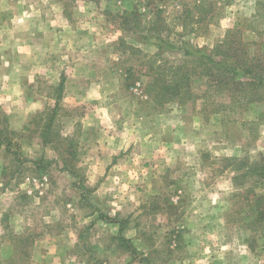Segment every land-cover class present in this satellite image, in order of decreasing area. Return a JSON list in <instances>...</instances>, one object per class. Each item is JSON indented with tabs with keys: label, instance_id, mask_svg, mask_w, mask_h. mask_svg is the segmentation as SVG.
I'll return each mask as SVG.
<instances>
[{
	"label": "rangeland",
	"instance_id": "obj_1",
	"mask_svg": "<svg viewBox=\"0 0 264 264\" xmlns=\"http://www.w3.org/2000/svg\"><path fill=\"white\" fill-rule=\"evenodd\" d=\"M49 1L22 0L16 9L23 5L34 10L55 2L59 11V5L64 4L72 12L74 20L70 22L86 31L76 42L90 44L87 49L97 64L93 69L108 72L106 62L99 61L109 58L108 64L114 63L110 73L113 71L118 81V110L130 107L131 112L149 117L171 113L164 125L159 120L137 123L142 131L148 129L168 140L167 146L160 148V164L165 168L152 173L149 161L127 157L131 167L125 168L126 175L113 176L109 189L101 194L106 204H115L133 201L132 196L128 198L131 190L142 193L137 197L145 204L137 216L143 233L137 244V264H264V220L255 221L254 202L255 195L264 193V179L247 170L264 164V86L258 93L236 92V103L227 89L210 87L205 77L195 74L191 75L193 97L183 103L161 100L159 104L154 94L145 90L153 79L148 75L149 59L168 66L183 59L184 49L198 54L213 51L227 33L249 57L264 61V0ZM9 6L0 0V23L9 20ZM2 25L0 66L5 56L16 54L19 58L21 53L19 34ZM27 36L34 58L39 53L34 48L35 35ZM8 40L16 41L17 46H8ZM193 64L187 63V68ZM251 95L263 98L248 102ZM2 106L0 128L5 129L0 139V213L7 210L18 222L21 206H28L29 214L43 203L63 205L77 199L80 191L92 188L85 181L79 158L81 133L64 129L73 128V118L78 115H62L53 122L59 133L57 141L67 136L76 143V157L70 158L65 150L60 154L51 145H35L47 123L45 114L31 112L25 127H20L19 114L13 115ZM62 159H67L68 168L76 174L66 176L72 172L65 170ZM52 187L59 189L54 197ZM43 209L33 212L27 221L29 228L22 238L28 236V241L7 227L10 231L0 244V264L29 262L24 254L31 247L29 235L37 231L33 220L43 215L44 221H50L57 216L56 212L45 215L47 208ZM12 229L17 227L13 224Z\"/></svg>",
	"mask_w": 264,
	"mask_h": 264
},
{
	"label": "crops",
	"instance_id": "obj_2",
	"mask_svg": "<svg viewBox=\"0 0 264 264\" xmlns=\"http://www.w3.org/2000/svg\"><path fill=\"white\" fill-rule=\"evenodd\" d=\"M21 1L5 0L11 8L7 11L9 20L0 23L7 30L11 28L12 32L19 34L21 44L19 58L12 54L11 58L5 56L2 60L0 104L9 113L19 114L22 118L20 127H25L31 112L44 113L56 109V117L78 115V118H73V128L64 129L81 133L79 144L83 148L79 158L84 164L85 181L92 188L88 189L89 192L80 191L77 199L72 198L63 205L53 200L47 206L43 203L42 207L31 209L29 214L28 206H21L18 222L10 218L11 213L7 210L0 213V244L5 241V232L10 231L8 226L13 234L28 241V236L22 238L29 228L27 221L34 216L33 212L46 207L45 215L56 212L57 216L50 221H44L43 215L32 219L37 231L29 235L31 247L23 253L29 257L26 264H137L140 260L137 244L143 235L137 216L145 207L137 197L142 193L131 190L128 198L132 196L133 201L125 199L115 204H106L105 195L101 194L107 192L112 178L126 175L125 168L131 167L127 157L133 156L134 160L142 163L149 161L152 173L165 168L160 164V148L167 146L168 140L164 141V135L158 137L148 129L142 131L137 123L159 120L164 125L168 123L167 118H171V113L149 117L131 112L130 107L127 111L118 110L115 105L119 94L118 81L116 74L110 73V66L114 63L108 64L110 61L106 58L99 62H106L104 69L108 72L99 73L93 69L97 64L87 49L90 44L76 42L77 36L84 35L86 31L71 23L74 20L72 12L67 11L64 4L59 5L58 11L54 0L49 1L54 4L44 3L39 9L38 6L33 10L34 7L23 5L16 9ZM31 33L35 35L34 48L39 51L34 58L33 46L27 36ZM9 43L17 46L16 41L8 40V46ZM35 145L43 147L47 144L40 139ZM71 174L66 173V176ZM58 191L52 187L51 196L54 197ZM13 224L17 229H12ZM132 246L136 249L133 250Z\"/></svg>",
	"mask_w": 264,
	"mask_h": 264
},
{
	"label": "trees",
	"instance_id": "obj_3",
	"mask_svg": "<svg viewBox=\"0 0 264 264\" xmlns=\"http://www.w3.org/2000/svg\"><path fill=\"white\" fill-rule=\"evenodd\" d=\"M184 25L183 23V28H185ZM197 52L184 49L183 59L173 62L168 66L155 58L149 59L148 75H151L153 79L145 90L149 94H154L155 102L161 104L162 101L177 100L179 103H183L185 99L193 97L191 93L192 74L205 77L210 87L216 86L219 89H227L233 103L238 102L236 92L248 90L258 93L259 88L264 86V61L259 60L261 57H249L247 51L240 48L237 41L232 39L229 33L225 35V38L220 43L215 45L213 51L201 54ZM190 62H194L195 64L191 68H187V63ZM198 68L200 69L198 70ZM247 75L249 76L248 80L238 78H243ZM252 96L248 99V102L263 98ZM223 106L225 105L223 104ZM56 112L57 110L53 109L52 111L42 113L45 114L47 123L41 127L39 133L41 141L51 145L60 154L65 150L70 158L76 157V143L73 140L66 136L62 137L61 141H57L59 133L53 127V122L57 119ZM39 116H41V113ZM4 129V127L0 128V139L3 137ZM63 144H66V147L64 146L61 149ZM62 162L65 170L76 174L68 168L67 159H62ZM247 170L264 179V164L252 166ZM254 202L257 207L255 221L264 220V193L255 195Z\"/></svg>",
	"mask_w": 264,
	"mask_h": 264
}]
</instances>
